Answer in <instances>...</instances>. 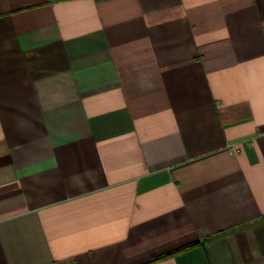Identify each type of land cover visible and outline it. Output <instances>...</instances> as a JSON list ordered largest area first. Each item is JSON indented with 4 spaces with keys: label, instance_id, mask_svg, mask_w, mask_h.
<instances>
[{
    "label": "crops",
    "instance_id": "1",
    "mask_svg": "<svg viewBox=\"0 0 264 264\" xmlns=\"http://www.w3.org/2000/svg\"><path fill=\"white\" fill-rule=\"evenodd\" d=\"M0 264H264V0H0Z\"/></svg>",
    "mask_w": 264,
    "mask_h": 264
}]
</instances>
